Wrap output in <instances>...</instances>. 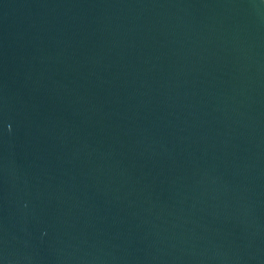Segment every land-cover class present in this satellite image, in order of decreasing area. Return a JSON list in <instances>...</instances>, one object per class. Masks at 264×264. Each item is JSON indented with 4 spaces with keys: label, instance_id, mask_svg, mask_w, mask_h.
Returning <instances> with one entry per match:
<instances>
[{
    "label": "water",
    "instance_id": "1",
    "mask_svg": "<svg viewBox=\"0 0 264 264\" xmlns=\"http://www.w3.org/2000/svg\"><path fill=\"white\" fill-rule=\"evenodd\" d=\"M0 264H264V0H0Z\"/></svg>",
    "mask_w": 264,
    "mask_h": 264
}]
</instances>
